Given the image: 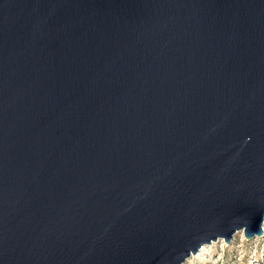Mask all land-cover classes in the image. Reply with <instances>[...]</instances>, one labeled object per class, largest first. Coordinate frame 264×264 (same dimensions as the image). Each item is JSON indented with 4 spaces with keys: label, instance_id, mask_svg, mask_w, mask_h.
I'll return each instance as SVG.
<instances>
[{
    "label": "water",
    "instance_id": "95a60500",
    "mask_svg": "<svg viewBox=\"0 0 264 264\" xmlns=\"http://www.w3.org/2000/svg\"><path fill=\"white\" fill-rule=\"evenodd\" d=\"M263 224L264 0H0V264H184Z\"/></svg>",
    "mask_w": 264,
    "mask_h": 264
},
{
    "label": "rangeland",
    "instance_id": "374dc122",
    "mask_svg": "<svg viewBox=\"0 0 264 264\" xmlns=\"http://www.w3.org/2000/svg\"><path fill=\"white\" fill-rule=\"evenodd\" d=\"M236 233L229 244L222 240L205 245L200 256H191L184 264H264V237L246 240Z\"/></svg>",
    "mask_w": 264,
    "mask_h": 264
},
{
    "label": "bare ground",
    "instance_id": "6f19581e",
    "mask_svg": "<svg viewBox=\"0 0 264 264\" xmlns=\"http://www.w3.org/2000/svg\"><path fill=\"white\" fill-rule=\"evenodd\" d=\"M262 237H264V224H263V236H262ZM204 249H205V247H202V248L200 249V251H199V253H198L197 256H200L201 253L204 251ZM193 257H194V256H193Z\"/></svg>",
    "mask_w": 264,
    "mask_h": 264
}]
</instances>
